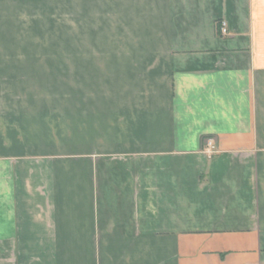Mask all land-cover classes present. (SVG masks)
Here are the masks:
<instances>
[{
  "label": "crops",
  "instance_id": "1",
  "mask_svg": "<svg viewBox=\"0 0 264 264\" xmlns=\"http://www.w3.org/2000/svg\"><path fill=\"white\" fill-rule=\"evenodd\" d=\"M94 8L113 42L25 71L30 151L0 129V264H264V0Z\"/></svg>",
  "mask_w": 264,
  "mask_h": 264
},
{
  "label": "rangeland",
  "instance_id": "2",
  "mask_svg": "<svg viewBox=\"0 0 264 264\" xmlns=\"http://www.w3.org/2000/svg\"><path fill=\"white\" fill-rule=\"evenodd\" d=\"M113 1L0 0V66H10V69L0 67V129L7 130L10 124L15 129L17 143L26 152L30 148L25 141L36 127L30 124L31 120L40 114L34 104L41 103L46 112H54H49L51 107L46 105L50 104L48 98L54 92V84L43 83L44 78L39 74H27L35 71L28 66L70 58L69 53L60 49L64 45L88 43L95 38L91 34L101 42H113L115 38L107 34L109 29L94 11L95 6L110 5ZM126 37L133 38L129 29Z\"/></svg>",
  "mask_w": 264,
  "mask_h": 264
},
{
  "label": "built area",
  "instance_id": "3",
  "mask_svg": "<svg viewBox=\"0 0 264 264\" xmlns=\"http://www.w3.org/2000/svg\"><path fill=\"white\" fill-rule=\"evenodd\" d=\"M216 32L219 36L221 37H226L228 34V28H227V23L225 20H220L217 22L216 26ZM206 150L209 152L208 155H212L213 152L215 151V147L213 145L212 140H208L205 142Z\"/></svg>",
  "mask_w": 264,
  "mask_h": 264
}]
</instances>
